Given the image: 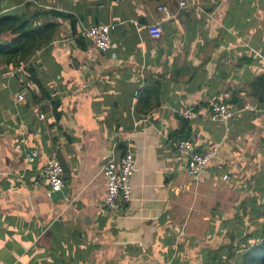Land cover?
<instances>
[{
	"label": "crops",
	"instance_id": "1",
	"mask_svg": "<svg viewBox=\"0 0 264 264\" xmlns=\"http://www.w3.org/2000/svg\"><path fill=\"white\" fill-rule=\"evenodd\" d=\"M179 1L45 0L64 15L32 26L53 32L13 65L0 58V264L242 263L264 225V81L251 83L264 77V0ZM93 24L116 25L106 52L84 36ZM213 102L235 117L209 120ZM180 139L220 144L198 178L174 160ZM119 140L135 171L112 212L101 167L120 163ZM53 156L56 197L42 172Z\"/></svg>",
	"mask_w": 264,
	"mask_h": 264
},
{
	"label": "built area",
	"instance_id": "2",
	"mask_svg": "<svg viewBox=\"0 0 264 264\" xmlns=\"http://www.w3.org/2000/svg\"><path fill=\"white\" fill-rule=\"evenodd\" d=\"M180 7H184L186 3L183 0L179 2ZM158 11L163 13L165 17L171 16L168 5L160 4ZM114 28L113 24H93L85 28L84 36L92 43V45L100 52H105L110 47V31ZM22 98V95H19ZM179 115L186 119H191L197 115L195 107L190 106L182 109ZM43 116V115H41ZM235 117V112L227 105L221 102H214L208 112V118L215 123H226L229 119ZM220 147L216 144L203 152L196 150L192 142L188 139H180L174 144L176 156L175 161H183L188 174L194 178L203 175L210 162ZM38 156L36 148H31L25 153L27 162H33ZM116 158H108L101 167V171L106 178V190L102 198L104 207L109 211H120L131 197L132 187L131 178L135 171L134 154L127 150L122 156L120 163L116 162ZM45 180L50 185L51 190L60 189L63 185L62 172L63 167L59 159L51 157L42 169ZM220 180L228 179V174L220 175Z\"/></svg>",
	"mask_w": 264,
	"mask_h": 264
},
{
	"label": "trees",
	"instance_id": "3",
	"mask_svg": "<svg viewBox=\"0 0 264 264\" xmlns=\"http://www.w3.org/2000/svg\"><path fill=\"white\" fill-rule=\"evenodd\" d=\"M44 1L45 0H0V38L8 41L0 42V58L2 57L7 64L13 63L10 59L19 51H32V49L27 50L29 44L31 47H36V45L42 44L48 35L53 32L51 24L45 23L42 25H34L33 27L32 24H34V21L39 18H44L47 14L64 15L53 9H42V7L38 6L41 3H44ZM113 25V29H115L116 25ZM71 26L72 28L75 27L73 20H71ZM113 29H111L110 35ZM20 54L23 55L22 52H20ZM263 81L264 77L257 78L251 83L254 85L256 82ZM210 107L211 104L209 108ZM195 109L197 110L196 107ZM180 129H183V127ZM183 136L187 137V135L184 134L180 137ZM169 137L171 139L178 138L177 132H170ZM116 148L118 150L120 149V155L122 157L126 152L125 142L119 140L116 144ZM248 237L249 239H253V244L251 248L242 255L243 261L240 264H264V225L259 231L256 230V234H251ZM88 254V252H85V257H87ZM240 257L241 255L238 256V258Z\"/></svg>",
	"mask_w": 264,
	"mask_h": 264
},
{
	"label": "water",
	"instance_id": "4",
	"mask_svg": "<svg viewBox=\"0 0 264 264\" xmlns=\"http://www.w3.org/2000/svg\"><path fill=\"white\" fill-rule=\"evenodd\" d=\"M61 192H65V188L64 187H61L60 189L52 191L51 192V196L52 197L59 196L61 194Z\"/></svg>",
	"mask_w": 264,
	"mask_h": 264
},
{
	"label": "rangeland",
	"instance_id": "5",
	"mask_svg": "<svg viewBox=\"0 0 264 264\" xmlns=\"http://www.w3.org/2000/svg\"><path fill=\"white\" fill-rule=\"evenodd\" d=\"M214 103V102H213ZM182 117V116H181ZM183 118V117H182ZM194 117H192L191 119H193ZM183 119H186V118H183ZM191 119H188V120H191ZM215 123V122H214ZM235 221H237V219L235 220Z\"/></svg>",
	"mask_w": 264,
	"mask_h": 264
},
{
	"label": "clouds",
	"instance_id": "6",
	"mask_svg": "<svg viewBox=\"0 0 264 264\" xmlns=\"http://www.w3.org/2000/svg\"><path fill=\"white\" fill-rule=\"evenodd\" d=\"M53 191V190H52Z\"/></svg>",
	"mask_w": 264,
	"mask_h": 264
}]
</instances>
